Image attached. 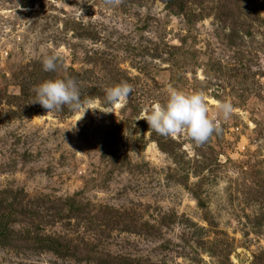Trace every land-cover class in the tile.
<instances>
[{"label": "rangeland", "instance_id": "1", "mask_svg": "<svg viewBox=\"0 0 264 264\" xmlns=\"http://www.w3.org/2000/svg\"><path fill=\"white\" fill-rule=\"evenodd\" d=\"M240 5L264 19V0ZM237 24L160 0H0V216L11 205L17 235L0 264H264V23ZM66 77L99 94L48 112L19 98ZM121 82L132 92L109 105ZM169 86L203 95L218 126L204 143L137 120Z\"/></svg>", "mask_w": 264, "mask_h": 264}, {"label": "clouds", "instance_id": "2", "mask_svg": "<svg viewBox=\"0 0 264 264\" xmlns=\"http://www.w3.org/2000/svg\"><path fill=\"white\" fill-rule=\"evenodd\" d=\"M57 58L55 54L45 56L42 59L43 70L46 72L54 70ZM132 90V86L126 82L107 87L104 90L106 102L109 105L118 104L122 100H126ZM33 91L35 99L32 103L39 104L43 109H46V112L59 110L61 106H69L72 110L83 107L79 101L77 84L71 78L45 80ZM217 107L225 118L230 115L232 110V105L228 102H218ZM207 113L208 108L202 94L188 93L169 86L166 89L165 102L153 104L137 120L144 119L148 124V129L161 136L174 138L177 135L185 134L199 145L207 141L214 131H218V126L209 119Z\"/></svg>", "mask_w": 264, "mask_h": 264}, {"label": "trees", "instance_id": "3", "mask_svg": "<svg viewBox=\"0 0 264 264\" xmlns=\"http://www.w3.org/2000/svg\"><path fill=\"white\" fill-rule=\"evenodd\" d=\"M164 3L166 10L175 16H184L185 20L188 23H192L196 20H201L206 17H213L216 21L226 24L227 26H236V24H245L248 26L240 31L245 35L251 36L253 34V26L259 25L261 26L264 23V19L261 15L256 12L254 15L247 12L242 5H240L241 0H160ZM247 23V24H246ZM234 24V25H233ZM237 24V25H238ZM233 33H236V30L233 29ZM47 75V73H45ZM49 78L50 76L47 75ZM31 77H34L31 76ZM29 82L33 83V81L29 80ZM29 82L22 86V96L19 98L27 99L29 96L31 98H35V93L28 92L30 86H28ZM35 85V84H34ZM79 89V101L84 102L87 99H90L99 94V88L97 85H89L88 87L81 86L77 84ZM112 152H110L111 154ZM114 158V154H111ZM70 211L75 207V203L72 200H69ZM10 210L7 214H3L0 216V242L5 243L6 241L13 245L12 241L17 239V235L14 234V231L9 226L11 214H13L14 210L11 208V205H8ZM28 233L26 236L21 235L20 238H24L25 241H34V243H38V245L44 249H48L50 251L56 253H67V245L63 243L58 238L54 237H45L40 236L37 233ZM38 246V247H39ZM114 260V259H113ZM120 260H125V264H132L129 258H120Z\"/></svg>", "mask_w": 264, "mask_h": 264}]
</instances>
